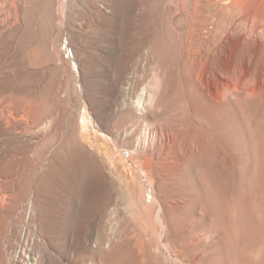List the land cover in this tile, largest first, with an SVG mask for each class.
<instances>
[{
    "label": "rangeland",
    "instance_id": "obj_1",
    "mask_svg": "<svg viewBox=\"0 0 264 264\" xmlns=\"http://www.w3.org/2000/svg\"><path fill=\"white\" fill-rule=\"evenodd\" d=\"M63 1L0 0V22L8 18L5 23L11 26L16 21L15 8L18 14H23L18 16L19 21L23 19L20 28L11 30L10 27V31L3 34L6 49L0 53V112L12 114V119H9L11 128L8 125L9 129H0V195L5 196L0 211V264H11L7 245L9 236L15 226L20 227L27 222L23 197L30 194L28 181L37 179L36 191H39V183L47 174L48 166L45 165L64 149L60 136L52 146L49 143V160L43 162V167L36 168V159L42 148H27L22 142L33 134L27 122L36 114V104L32 101L39 91L41 79L53 74L58 88L55 117L59 121L63 109L67 107H71L73 113H83L85 109L91 115L96 108L95 111H100L113 88L111 80L120 77L130 67L132 58L128 55L129 50L141 34L148 36L150 43L153 42L152 56H161L169 68L176 66L177 70L175 78L179 84L175 90L174 105L179 108L178 117L183 124L182 153L188 156L183 165L175 169L176 175L166 176L165 186L157 188V182L155 185L163 204L170 209L178 207L179 212L171 213L169 223L162 229L156 216L157 208L145 202L150 200V183L144 175L148 172L138 166V158H130L128 147L100 134L96 119L88 118V126L81 134L78 133V143L73 142L71 146H75L78 153L80 144H85L102 157H109L108 164L115 167L118 182L134 197L131 203L121 199L116 205L109 204L108 207L117 209L116 218L104 221V225L96 229L91 221L92 213L101 196L104 200L106 191L101 193L102 187L93 179L91 171L86 170L82 179V189L85 190L80 194L82 206L74 204L69 210V228L65 229L64 212L59 200L62 193L68 195L76 184L73 179L76 161L65 159V190L55 186L50 195L53 217L59 221L54 247L56 254L60 255V264H264V117L260 115L261 108L252 101V104L242 99L233 102L232 127H235L231 131L233 141L230 144L234 143V147H230L231 153H225L226 138L225 131L221 130L224 129L221 118L211 113L203 98L189 87V68L183 63V58L188 56L185 51L189 50L184 51L182 46H178L186 40L199 44L212 43L216 22L213 16L215 1L200 0L195 9L190 10L192 15L187 17L184 13L186 0H143L140 17L136 16L139 13L138 0ZM9 3L13 5L9 6ZM211 36L213 39H210ZM66 46L68 52L63 54ZM28 63L35 64L38 74H31L25 68ZM242 104L245 106L242 107ZM28 106L33 115L26 119L23 117L28 121L23 118L19 121L17 118ZM13 128H16L15 132ZM191 143H196L194 148ZM167 164L159 165V171ZM135 175L142 176L139 179L144 183L142 186ZM161 178L160 175L154 176L156 181ZM70 196L69 203L72 204L74 197ZM176 203L178 206H175ZM40 207L38 205L39 211ZM86 235L92 236L94 251L84 245ZM98 236L103 237V241L111 237L113 243L109 248L103 245L102 250L97 251L94 242Z\"/></svg>",
    "mask_w": 264,
    "mask_h": 264
},
{
    "label": "bare ground",
    "instance_id": "obj_2",
    "mask_svg": "<svg viewBox=\"0 0 264 264\" xmlns=\"http://www.w3.org/2000/svg\"><path fill=\"white\" fill-rule=\"evenodd\" d=\"M186 1L187 3H185L186 9L184 13L187 17V15L192 12L190 10L192 8L195 9L197 6L196 4L200 2V0ZM209 1L210 0H206L205 2ZM214 1L216 5L215 9L213 10V16L216 22L214 25V40H211L212 43L204 42L202 40L204 43L199 44L195 43L193 40H186L178 43V46H182L181 49H184V51L186 49L189 50V53L185 51L188 56L186 55V58H183V63H185L189 68L187 82L190 86H188L193 89L196 95L203 98L204 103H206L207 106L206 108H208L211 113L213 112L219 115H216L218 118H221L224 127V129L221 130L225 131L226 138V144L224 147L225 153H231L232 148L230 147L233 146L232 144H234H230V141L232 140L231 131L234 129L233 127H235H232V123H234L232 120V108L234 107L233 102L239 99L250 101L249 103L252 101V103H256L257 106L261 108L260 115L264 117V0ZM64 2H66V0L62 3ZM12 3L14 4V2ZM136 3L137 9H139V13L136 16L140 17L142 11L140 9H142L141 7L143 5V0H138ZM11 4L9 3V6H11ZM14 8H12V10ZM17 10L18 9L15 8L13 11L14 19L16 21L13 22L11 26L9 25L10 23H5L6 19L8 18L1 19L2 22L4 21V24L0 22V53L6 49V45H4L3 42L5 41L3 34L8 33L10 31V27L11 30L20 28L21 23H23L21 22L23 19L21 20L20 18L19 21L18 18V16L23 14L19 13V15ZM139 25L140 23L137 26ZM15 34H17V32ZM34 34L35 33L33 32V35ZM205 35L206 34H204V37ZM147 37L148 36L145 37V35L142 36L141 34L137 40V43L134 44L132 48H130L128 55L129 57L131 56L132 63L130 67L125 69L126 72H124L120 77H115L111 80L113 88L108 94V99L106 98L107 102L102 105V109L100 108V111H95L97 108H93L95 110L92 109L93 111L91 112V115L88 114L85 109L83 113L75 112V110V113H73V111H71V107H67L63 109L61 121H59L55 117L56 110L58 109L55 101L58 88L56 87L53 74H50L47 79H41L38 85L40 87H38V93L36 91L37 89L35 90L37 94L33 93L36 94L33 97L34 101H32V103L34 102V104H36L35 116L30 118L33 114L31 107L28 106L27 109L22 111L23 114L17 118L19 121L23 117L27 118V116L31 119L30 122L28 121L29 119L25 120L26 118H23L24 121H28V124L30 123L29 126L31 127L33 134L32 136L24 139L22 142L27 148L33 146L42 148L39 156L36 159L35 164L37 166L34 165L36 168L43 167V162L49 160V156L47 157V154H49V143H51L50 146H52L53 141L58 139L60 136V144L63 145L64 149H62L61 152L58 151L59 156L57 158H51V160L48 161V165H45V167L48 166L46 168L47 174H44L45 178L43 181L40 182L42 179H38L40 182L39 191H36L38 186L37 179H28L30 194H27L23 197V200L26 201L24 210L26 212L27 222H25L20 227L15 226V230L11 232L10 236L8 235L10 237V241L8 240L9 243L7 244L9 245L10 254L9 263L60 264V255L56 254V249L54 247V240L56 239V235L58 233L57 230L59 221L57 222L58 218L55 220L53 217L54 211L51 206L52 204L50 201V195L55 186L58 187V189L65 190L64 188L66 187L65 185L67 180V174L65 173L64 167L65 159L69 161H71V159L76 161V164L73 167V179L75 181L74 184H76L73 186L68 195H64V193H62V197L59 200L60 207L64 212L63 224L65 229L69 228L68 212L70 213V209L74 204L78 207L81 199L80 194L83 192V190H85V188L82 189V179L86 170L91 171L93 179L102 187V192H100L103 193V190L106 191V195L104 197L105 201L101 196L100 199L102 201L98 198V203H94L96 209L92 213L91 221L93 222V225L96 229L100 228L104 221L108 222L107 220L116 218L118 211L114 206L108 207L109 204L114 203L116 205L117 201L121 199L131 203L134 194H130L126 187L118 182V176L116 174L115 167H112L110 164H108L110 160L109 157H102L98 152L87 148L88 146L85 147V144L84 146L80 144L81 148L80 152L77 151L78 153L75 151V146L74 148L71 146L73 142L78 143L76 138L78 139V133L88 126V118L96 119V122L99 125L98 130L100 134L115 142H119L124 147H128L126 149H129V152H131L130 158H138L136 160L138 166L142 167L144 172H148L146 174L144 173V175H147V179L150 183L148 184V196L150 197V200H146L145 202L147 205L157 208L156 216L158 217L162 229L165 228L169 223L171 213L177 214V212H179L178 207H175L178 206L177 203V205H173L176 209H170L168 205L163 204L162 200H160L161 198L157 194L155 185L157 182V188L158 186H165L167 181L166 176L171 175V177H173L176 175L177 173L175 172V169H178V166L181 165L185 157L188 156L187 154L182 153V145H184L181 138L183 135V124L180 117H178L177 110L179 108L175 107L174 105L175 92H177L175 90L179 84L175 78V71L177 72V70L176 66L174 69L169 68V66L163 62L161 56H152V52H154L153 48L155 47H153L154 45L151 44L153 42L150 43L148 41L149 38ZM34 38L36 37L34 36ZM206 38L207 37H205V39ZM210 39H213V37L211 36ZM37 42H39V40ZM155 42L156 41H154V43ZM32 43L33 41L31 44ZM51 52H53L52 49ZM67 52L68 49L66 46L63 54ZM48 65L50 64L48 63ZM53 65L52 67H54ZM25 68L31 74L33 72L35 74L38 71L36 70L37 68L34 63H28ZM129 68L130 71H128ZM46 70L49 71L51 69ZM52 71L53 69L51 72ZM149 72L151 73L150 76ZM243 106L245 105L242 104V107ZM0 113V129H9L11 125L9 124V119H12V114L9 112L5 113L4 111H1ZM69 121H71V125L70 127H67L69 126ZM13 126L14 124L12 127ZM15 130L16 128H13L14 132ZM194 144L196 143H191L192 148H194ZM55 145H57V143ZM222 153L224 152L222 151ZM172 162L174 163L172 164ZM165 163H168L167 166L163 167L164 169L159 171V167ZM106 168H109L108 173H105ZM91 174L88 176L91 177ZM156 175H160L162 178L159 181H156L154 180V176ZM141 177L142 176L138 177V175H135L136 180H139ZM139 183L141 186L144 184L141 180H139ZM140 189H142V187ZM140 193L142 194V192ZM70 194L74 197V203L72 204L69 203V198L71 197ZM143 194L146 195V192L144 191ZM4 197L5 196L0 195V211L3 209L2 206L5 200ZM143 198L145 199V196ZM16 201L18 202L19 200L16 199ZM105 202L108 204L106 205ZM38 205L42 206L40 207V211L38 209ZM90 210L93 209L91 208ZM133 214L135 216V213ZM91 237V235H86L83 240L84 245L88 248H92ZM103 240V237L98 236L97 240L94 242L95 250L100 251L102 250L103 245H105L104 247H108L113 243L111 237L106 241Z\"/></svg>",
    "mask_w": 264,
    "mask_h": 264
}]
</instances>
